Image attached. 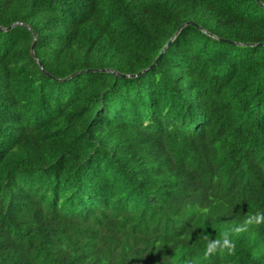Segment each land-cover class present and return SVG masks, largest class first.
<instances>
[{"label": "trees", "instance_id": "1", "mask_svg": "<svg viewBox=\"0 0 264 264\" xmlns=\"http://www.w3.org/2000/svg\"><path fill=\"white\" fill-rule=\"evenodd\" d=\"M258 210L264 0H0V264H264L202 254Z\"/></svg>", "mask_w": 264, "mask_h": 264}, {"label": "clouds", "instance_id": "2", "mask_svg": "<svg viewBox=\"0 0 264 264\" xmlns=\"http://www.w3.org/2000/svg\"><path fill=\"white\" fill-rule=\"evenodd\" d=\"M194 211V209H188L187 214L191 215ZM260 224H264V211L262 210L244 216L242 222L236 224L230 230L222 231L215 239H208L206 237L202 248L203 256L207 257L218 249L221 251L232 252L235 245V241L232 237L246 231L251 225Z\"/></svg>", "mask_w": 264, "mask_h": 264}, {"label": "water", "instance_id": "3", "mask_svg": "<svg viewBox=\"0 0 264 264\" xmlns=\"http://www.w3.org/2000/svg\"><path fill=\"white\" fill-rule=\"evenodd\" d=\"M232 43L236 44L237 42H232Z\"/></svg>", "mask_w": 264, "mask_h": 264}]
</instances>
